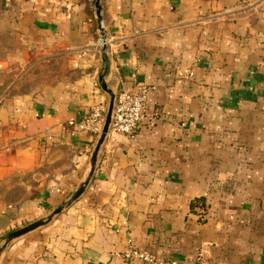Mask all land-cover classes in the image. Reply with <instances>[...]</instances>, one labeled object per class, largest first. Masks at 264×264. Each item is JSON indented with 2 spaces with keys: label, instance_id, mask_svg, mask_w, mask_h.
<instances>
[{
  "label": "crops",
  "instance_id": "0c3cea01",
  "mask_svg": "<svg viewBox=\"0 0 264 264\" xmlns=\"http://www.w3.org/2000/svg\"><path fill=\"white\" fill-rule=\"evenodd\" d=\"M100 5L99 23L93 0H0V71L14 77L0 94V184L26 190L0 200V235L82 178L98 137L68 121L108 101L100 75L114 92L146 89L141 121L107 132L84 192L0 264H142L129 247L264 264V0Z\"/></svg>",
  "mask_w": 264,
  "mask_h": 264
},
{
  "label": "built area",
  "instance_id": "2783aa9c",
  "mask_svg": "<svg viewBox=\"0 0 264 264\" xmlns=\"http://www.w3.org/2000/svg\"><path fill=\"white\" fill-rule=\"evenodd\" d=\"M145 99V88H141L138 91L131 89L116 91L108 131L131 135L143 117ZM107 103L108 101L105 100L94 103L85 117L79 120L69 119V124L79 130L93 134L97 138L103 127ZM124 256L129 259L139 260L142 264H186L175 257L168 259L158 258L152 253L136 250L132 247H129L124 252Z\"/></svg>",
  "mask_w": 264,
  "mask_h": 264
},
{
  "label": "water",
  "instance_id": "95a60500",
  "mask_svg": "<svg viewBox=\"0 0 264 264\" xmlns=\"http://www.w3.org/2000/svg\"><path fill=\"white\" fill-rule=\"evenodd\" d=\"M93 3L95 5V12H96L97 21L100 23V21H101L100 0H93ZM100 28H101V34H102L101 41H104V38H105L104 34L105 33H104V30L102 29L101 25H100ZM104 73H106V70L104 71ZM100 79H101V87L109 94V99H108V103H107V111H106L105 120L103 123L102 130H101V132L97 138L96 144H95V146L91 152L87 169L85 170L84 174L82 175V178L77 183L75 188L70 192V194L66 197V199L61 201L46 216L39 217L35 220H32V221H30V222H28V223H26L20 227H17L15 229L9 231L5 235L3 241L0 243V255L4 251V249L14 239L34 230V229L44 225L48 221H50L54 215H56L57 213H60L65 207L69 206L86 189V187L90 181V178L94 172V169L96 167V160H97L99 148H100V146H101V144H102V142H103V140H104V138L108 132L109 123L111 120L112 107H113V102H114V97H115V92L111 88H109L107 86L106 82L103 80V73H102V75H100Z\"/></svg>",
  "mask_w": 264,
  "mask_h": 264
},
{
  "label": "rangeland",
  "instance_id": "374dc122",
  "mask_svg": "<svg viewBox=\"0 0 264 264\" xmlns=\"http://www.w3.org/2000/svg\"><path fill=\"white\" fill-rule=\"evenodd\" d=\"M13 80H14V77L12 76V73L11 72L0 71V94H2L3 91L6 90V89L7 90L12 89V87H13ZM21 83H26V82H18V87H20V86L23 85ZM24 87L27 88V83L23 87H21V88H24ZM22 177L25 179L26 183H28V181L30 180L31 181V184H32V179H29V176L23 174ZM6 186H7V184H5V183H4V185L3 184H0V194L2 195L0 197V200L1 199L7 200V201L13 200L14 197H15V195L17 193H19V192H26V190H23L24 187H25V185L22 184V183L19 184V183H15L14 181H11V182L8 183V186H10V188H7ZM47 214L48 213L36 214V215H29V216L23 218V220H21L20 223H17L13 228H11L9 230L11 231V230H13V229H15L17 227H20V226H22V225H24V224H26V223H28V222H30L32 220H35V219H37L39 217L46 216ZM5 232L0 235V243L3 241L5 235L9 231L6 234H5Z\"/></svg>",
  "mask_w": 264,
  "mask_h": 264
},
{
  "label": "trees",
  "instance_id": "16d2710c",
  "mask_svg": "<svg viewBox=\"0 0 264 264\" xmlns=\"http://www.w3.org/2000/svg\"><path fill=\"white\" fill-rule=\"evenodd\" d=\"M190 207L192 208V211L198 214L199 220L201 221L205 220L204 214L207 211V203L205 201L204 196H197V197L192 198V200L190 201ZM8 231H6L5 234Z\"/></svg>",
  "mask_w": 264,
  "mask_h": 264
}]
</instances>
